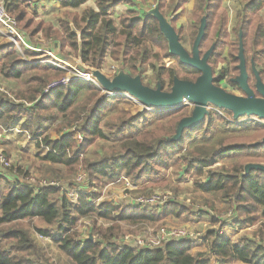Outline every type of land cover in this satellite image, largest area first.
<instances>
[{"label":"trees","instance_id":"1","mask_svg":"<svg viewBox=\"0 0 264 264\" xmlns=\"http://www.w3.org/2000/svg\"><path fill=\"white\" fill-rule=\"evenodd\" d=\"M87 1L61 0L64 11L57 28L35 20L34 12L30 13L29 5L22 0H5V6L22 31L52 37L59 48H67L90 68H101L110 57L119 62L120 72L137 80L149 68L155 76V87L167 91L173 78L195 81L201 74L170 53L168 39L154 12L139 15L130 9L117 19L112 18L111 12L117 6L133 7L135 0H93L95 7L78 12L76 9ZM185 1L155 0L161 16H166V10L175 13L170 22L180 41L182 27L174 25L181 14L176 10ZM192 1L189 37L193 41L203 25L198 48L201 55L209 53L213 84L218 86L219 81L227 78L228 83L242 91L233 81L239 75L241 45L248 85L259 96L250 80L254 69L259 74L264 72V17L260 15L264 0H240L237 23L231 30L234 38L228 30V13L221 0ZM168 58L176 62L167 65L164 60ZM219 63L227 64V68L222 67L215 74ZM64 74L54 67L27 64L13 46L0 44V80H25L24 86L12 93L13 98L0 90V125L9 128L18 117L24 116L20 129L36 140L38 148L46 149L42 160L50 164L51 174L64 179L82 165L91 186L98 185L102 178L117 180L123 176L132 183L155 187L165 183L163 171L176 159L187 173L193 172L192 185L203 206L215 210V204L222 203L225 205L222 210L231 212V219L219 218L218 229H208L196 238L172 239L155 247L116 245L110 240L113 233L120 231V222L134 226L157 224L169 215L181 218L196 214L173 199L161 207L96 203L97 194L91 191L78 192L77 201L72 203L66 191L26 181L27 173L10 166L0 169V186H5L0 190V264H55L45 257L29 229L21 224L33 218L54 226L53 231L34 228L53 240L69 264H264V171L245 170L247 163H264V123L231 122L217 112L208 111L200 123L184 127L177 137L178 125L188 115L186 105L134 114L129 109L114 107L122 99L119 95L106 97L94 84L80 79L71 80L66 87L45 91L52 79ZM217 121L236 126L242 132L219 138L211 145L199 143L186 148L198 134L206 135ZM45 122H55V138L45 133ZM77 133L83 135L80 143ZM98 140H116L117 144L97 157L80 158ZM231 156H238L237 161L228 166L218 165ZM197 212L209 211L199 208ZM88 216L94 217L92 227L96 226L99 239L76 240V222ZM97 219L107 220L111 225L102 228L95 224ZM211 220L215 223L217 218ZM226 226L232 231L248 228L251 237L242 235L233 239ZM3 240L12 247H4Z\"/></svg>","mask_w":264,"mask_h":264},{"label":"rangeland","instance_id":"2","mask_svg":"<svg viewBox=\"0 0 264 264\" xmlns=\"http://www.w3.org/2000/svg\"><path fill=\"white\" fill-rule=\"evenodd\" d=\"M22 1H24L25 3L29 5L28 11L30 13L34 12L35 20H42L44 22L52 24L54 28H57L58 19L62 16L64 8L61 7V10L58 14L55 12L57 15L56 14L54 15L56 16L51 17V15H46L44 17L43 15L42 16L37 15V12L31 8V5L29 3L31 0H22ZM141 3H143L144 6H149L150 12L154 8L157 7L155 0H141ZM152 5H156V6H152ZM224 5H225L224 8L227 10V13L229 15L228 27L229 29H231L236 23V13L241 7V2L240 0H224ZM89 6L95 7L93 0H88L86 3L78 7L76 10L78 12H81L83 8L89 7ZM71 10H75V9H71ZM136 12L139 13V11H136ZM181 14L179 15L181 16ZM165 15H166L165 18L168 21H171L172 18H174L175 13L168 12L166 10ZM260 15L264 17V8L261 9ZM49 17H51V21H49L50 20L48 19ZM54 17H55V20L52 22ZM112 18L117 19L116 17H112ZM182 19L183 20L181 22H178V24H176L177 20L175 21L176 25H183L184 27V30L182 31V35L183 37H185V39L183 42L181 41L180 44L185 50H188L191 52L192 43H190L189 39L186 40V36L190 33V29L192 25L191 12L189 13L188 9L186 11H183ZM176 25L174 26L177 27ZM16 26H17V23H16ZM18 31L21 33L23 38L27 40L31 49H27L23 51L20 45L18 44L21 50L19 52L16 46H14V44H10L12 42H10V40L6 36V32L1 27H0V44H9L13 46L16 54L27 64L36 65V66L37 65L39 66L49 65L48 67L57 68L58 70L63 71L65 73L64 75H68V76L74 75L76 73V70L82 67V69L93 70V71L100 73L105 78L109 79V81H112L113 78L118 76V74L120 73L119 62L113 60L110 57H107L105 59L101 68H90L86 65L81 64L78 57L75 56L73 53H70L67 48H63V49L61 47L59 48L58 45L55 44L58 41L57 40L55 41V39H53L52 37L46 38L42 35L41 32L30 34L25 31H22L20 28H18ZM54 57L60 59L61 62H56ZM164 61L166 62L167 65H169L170 63L176 62L175 59H171V58L165 59ZM45 62H48V64H46ZM263 65H264V57H263ZM222 67L227 68V64L219 63L215 70V74H217L218 73L217 71ZM255 71L256 72H253L254 77H252V79L250 80V83L253 84L256 81V76H258L257 78H259L261 82H263L264 84V72H262V74H259L257 70ZM175 78H178V77H175ZM55 79H58V78H55ZM24 81L25 80L23 78H19L18 80L1 79L0 80V90L7 93V95L10 98H13L14 95L12 93L18 89H21L24 86ZM140 82L142 83V85L147 86L148 88H152L153 90L156 89L155 76H154V73L149 68L146 72H144L143 78L140 80ZM218 86L224 89L225 91H227L228 93H231V94H234L240 97H243L245 95L243 91H240L238 88H235L230 83H228L227 78H224L221 81H219ZM111 90H114V89H111ZM161 91H167V90L164 89ZM123 92L126 93L127 95L126 96L119 95L122 99L119 102H117L114 107L119 108L118 110H120V108L124 110L129 109L134 114L135 113L141 114L143 112H147L146 108H144L143 105L141 104L139 105L136 102L137 99L135 100V98L132 96L131 93L124 91V90ZM128 102H130L131 104ZM25 104L28 105L27 103ZM184 105L188 107V115L190 116L192 114L194 104L190 102V104H184ZM207 110L217 112L221 114L222 117L228 119L231 122H235V121L255 122L257 121L259 124L264 123V120H261L256 116H245L242 119H239L240 118L239 117L238 118L239 120L233 119V115L230 111L229 112L231 114L229 113L226 114L225 111H223L225 109L218 108L211 103H207ZM149 111H154V110H149ZM114 113H116V111ZM114 115L116 114H113V116ZM45 125H46L45 133L50 134L52 137L55 138L57 136V133L54 131L55 122L53 123L45 122ZM0 130H5L4 134L7 137H10L13 139L17 138L18 140L26 139L25 132L21 131L22 134L18 133L17 127L14 128V130H12V128L10 127L3 129L0 125ZM62 130L65 131L64 128ZM6 131H9V132H6ZM240 132H242V130L240 129L238 130V127L236 126H227L217 121L215 125H213L210 128L209 132L206 135L198 134L196 136V139L193 142L189 143L186 148H189L190 146L192 145L194 146L195 144H199V143L211 145V144H214L215 141L219 138H223V137L233 135V134H239ZM244 132L246 133L248 131H243V133ZM28 141L31 142V140H28ZM28 144L30 143L28 142ZM116 144H117L116 140H98L90 146L86 155L85 153L81 154L80 158H82L83 156L90 157V158L97 157L98 155L102 153L109 152L112 147L116 146ZM2 145L3 146H1L0 148V158H2L5 161V163H8L9 166L18 167L19 169L22 170L21 171L22 173L24 172L27 173V176H25L26 181L28 180L30 182H33L36 185H43V186L53 185V186L59 187L61 190H64L65 187L69 186L72 189L71 192H75V194H77L76 196L70 197V201L72 203H75L77 201L78 192H89V191L96 192L97 194V197L95 198L96 203H99L101 201H108L113 205H126V204L131 205L132 203L134 204L133 202L134 199L138 197L139 195L158 194L160 196H165V199H173V201L176 200L182 203L183 205H185V207H188L189 209H191L193 213L196 214V216H188V217L182 216L181 218L169 215V216H166L164 219L160 220L157 224L150 223L147 225L134 226V225H127L123 222L122 223L120 222L119 224L120 231H116L115 233H113V235L111 236L112 238L110 240L116 245L117 244L118 245H123V244L129 245L130 244L133 246L139 245L138 244L139 240L141 241L142 245L143 244L147 245L148 243H152V241H156L157 239H159V237L161 236V231L166 230V229L183 230L186 233L190 234L189 237L196 238V237L201 236L208 229H218L220 225V221H221L219 220V218L224 219V220L231 219L229 218L231 212L227 213L225 210H222L221 207H225V205L224 204L222 205V203L215 204L214 208L218 210L216 209L210 210V208L203 206L202 204L203 201L201 199L200 194L195 193L194 187L192 185V182L194 179L193 172L187 173L182 163L180 161H177L176 159H172L170 166L166 170L163 171L164 178L162 181H164L165 183L162 186L154 187V186H150V185H147L146 183H141V182L132 183L130 182L129 178L123 177V176H121L117 180H107L106 178H102L99 181L98 185L91 186L89 185L88 181L87 182L84 181L83 184L76 183V178L78 174L80 173V170L83 169L82 165H78L75 168L74 172L70 176L65 177L64 179L58 178L55 175L51 174L50 171L48 170V167L50 164L42 160V156L44 155L42 153V150L44 152L46 150L44 147L38 148L35 145V147H32V149L35 151H37L38 149V152L30 153L26 150L23 151L22 149H20L18 145L16 148L10 146L9 144H6V142L5 143L3 142ZM237 159H238V156H231V157L222 159L218 165L223 164V165L228 166L234 163L235 161H237ZM249 164H256V163H247L246 165H249ZM258 164L264 165V163H258ZM0 165L4 166L5 164L1 163ZM51 167L57 168L60 166L52 165ZM23 180H25V178H23ZM125 180H128L131 183L130 187H127ZM52 182L58 183V186L51 184ZM3 189H5V186L2 184L0 186V190H3ZM204 196L209 199H213L212 196H210V194H204ZM163 205L164 203L158 204V206L160 207ZM142 206L152 207V206H147V205H142ZM199 208H201L202 210L209 211V212H202L198 214L197 211ZM161 211L162 209L160 210V212ZM211 217H216L217 221L213 223L211 220ZM93 223H94L93 216L83 217L77 220L76 226L74 227V231H76L77 233L76 240L83 239V238L98 240L99 239L98 234H97L98 232L94 229L96 226L94 228L92 227ZM21 224L24 228L29 229L30 235L31 237H33L34 242L41 248V250L44 252L45 257H47L49 261H52L55 264H69V261L67 260L65 255L58 249L57 245L53 242V240L47 236L40 235L39 232L34 228L35 226H37L40 228L53 231L54 226L48 225L42 222L41 220H39L38 218H33L31 220H23ZM95 224L101 225L102 228H107L111 225V222L107 220L97 219ZM225 228L228 233H231L233 239L239 238L242 235H247L251 237V232H250L251 230H249L248 228L237 229L235 231L230 230L227 226ZM263 232H264V228H263ZM1 244L4 245V247L6 248L12 247L10 246V243H5L4 240L1 241Z\"/></svg>","mask_w":264,"mask_h":264},{"label":"water","instance_id":"3","mask_svg":"<svg viewBox=\"0 0 264 264\" xmlns=\"http://www.w3.org/2000/svg\"><path fill=\"white\" fill-rule=\"evenodd\" d=\"M160 20V29L165 33L170 53L176 55L179 61L185 65L192 66L199 70L201 74L195 81L185 79H173L170 91H161L159 88L153 90L142 85L140 80L132 79L126 74L120 72L112 81L105 78L100 73L93 71L94 76L105 90H124L138 99V103L143 106L155 107L158 109H174L184 105L183 100L194 104L192 114L183 118L177 128V137L184 127H189L200 123L208 113L207 103H211L218 108L230 111L233 119L242 116H256L264 120V84L259 78H256V90L260 96H256L254 91L247 83V72L245 69V59L240 45L239 58V75L233 79L245 94L243 97L228 93L221 87L213 84V71L208 64V52L202 57L199 56L198 45L203 33V25L200 26L198 34L192 46V53H188L180 44L178 35L174 28L158 14L157 7L152 10ZM258 77V76H257ZM111 88V89H110ZM264 142V138L262 139ZM257 168L264 171L262 164H249L245 170Z\"/></svg>","mask_w":264,"mask_h":264},{"label":"built area","instance_id":"4","mask_svg":"<svg viewBox=\"0 0 264 264\" xmlns=\"http://www.w3.org/2000/svg\"><path fill=\"white\" fill-rule=\"evenodd\" d=\"M156 6V5H153ZM0 27L2 29H4V31L6 32V36L8 37V39L10 40V44H14V46H16V48L20 50L21 49L27 50V49H31V47L29 46V43L27 42V40H25L23 38V36L21 35V33L18 31V28L16 26V21L13 17H11L9 15V13L7 12L6 6H5V0H0ZM20 33V35H19ZM18 44L20 45V47L18 46ZM22 51V52H23ZM56 62H61L60 59L54 57ZM46 64H48V62H45ZM52 64V63H50ZM74 79H80L86 82H90L92 84H94L99 90L100 92L106 96V97H115L116 95H120V96H126L127 94L123 92V90H105L101 84L98 82V80L96 79V77L93 74V70H85V69H77L76 73L74 75L68 76V75H64L58 79H53L51 82H49L45 88V91H47L48 89L51 88H55V87H66L67 84ZM136 100V99H135ZM136 102L138 103V101L136 100ZM184 104H190L187 100H183ZM140 105V103H138ZM144 108H146L147 111L149 110H163V109H158L155 107H148V106H144ZM76 139L77 141L80 143L83 140V135L80 133L76 134ZM4 163V166L0 165V169H5L10 167L8 165V163H5V161L0 158V164ZM86 174L85 172L82 170H80V173L78 174L77 178H76V183H81L83 184L84 181H86L85 179ZM87 182V181H86ZM85 182V183H86ZM125 183L127 184V187L131 186V183L128 180H125ZM51 184L57 185L58 183L52 182ZM60 186V185H59ZM63 191H66L67 195L69 197H73L76 196L77 194H75V192H71V188L69 187H65V189ZM168 199H165V196H160L158 194H145V195H139L138 197H136L134 199V205L137 206H142V205H147V206H154V205H158L161 203H165ZM133 204V203H132ZM190 234L186 233L183 230H173V229H166V230H162L161 231V236L159 237V239H157L156 241H152V243H148L146 244H141V241H138L139 245H134V247H155L161 244V242L163 241H169L172 239H182V238H190L189 237ZM130 245V244H129ZM133 246V245H131Z\"/></svg>","mask_w":264,"mask_h":264},{"label":"crops","instance_id":"5","mask_svg":"<svg viewBox=\"0 0 264 264\" xmlns=\"http://www.w3.org/2000/svg\"><path fill=\"white\" fill-rule=\"evenodd\" d=\"M60 1L61 0H31L29 3H30V5H31V8L33 9V10H35L36 12H37V15H39V16H46V15H51V17L52 16H56L59 12H60V10H61V6H60ZM221 3H222V6L224 7L225 5H224V0H221ZM192 4H193V1L192 0H186L183 4H182V6L179 8V9H177L176 10V13H179V12H182V14H181V16H179L180 18L179 19H177V23L176 24H178V22H181L183 19V11H186L187 9L189 10V13L191 12V7H192ZM156 5H157V3H156ZM153 6V5H152ZM184 6V7H183ZM263 8H264V6H263ZM130 9H134L135 11H139V15L140 14H144V13H151L150 12V7L149 6H144V4L143 3H141V0L139 1H137V0H135V5L133 6V7H131V6H128V5H125V4H123V5H119V6H117L116 8H115V10H113L112 12H111V16L112 17H118L119 15H121L122 13H124L125 11H127V10H130ZM261 11V10H260ZM57 14H56V13ZM54 14H56V15H54ZM51 17H49L48 19H50L49 21H51ZM228 17H229V15H228ZM164 19L166 20V21H168L165 17H164ZM55 20V17H54V19L52 20V22ZM168 23L171 25V22L170 21H168ZM236 23H237V13H236ZM236 23H235V25H236ZM175 24V25H176ZM228 24H229V18H228ZM235 25L232 27V28H234L235 27ZM177 27H182V30H184V27H183V25H176ZM228 26V25H227ZM176 27V28H177ZM232 28L231 29H229V27H228V30L230 31V33H231V38H234V35H232L233 33L231 32V30H232ZM175 30V29H174ZM176 32V31H175ZM177 34V33H176ZM198 34V33H197ZM197 36V35H196ZM196 36H195V38H196ZM179 38V37H178ZM195 38H194V40H195ZM184 39H185V37H183V39L181 40L182 42L184 41ZM187 39H189L190 40V37H189V34L186 36V40ZM194 40L193 41H191L190 40V43H192L191 45L193 46V43H194ZM180 40H179V42H181ZM198 47H199V45H198ZM198 50H199V48H198ZM188 53H192V49H191V52L190 51H188V50H186ZM224 53L226 54V49H225V51H224ZM47 66H49V65H47ZM23 116H20V117H18L16 120H15V122L10 126V128H12V130H14V128H18V133H21V131L23 132L24 130H22V129H20L19 127H20V125L23 123V121H24V117L22 118ZM11 130V131H12ZM5 130H0V148H1V146H3L2 144H3V142L5 143L6 142V144H9L10 146H12V147H14V148H16L17 147V145L20 147V149H22L23 151H28V152H30V153H37L38 152V149H37V151H35V150H33L32 149V147H35V145H36V140L35 139H33V138H31L30 136H29V134L27 133V132H25V136H26V139L25 140H18L17 138H15V139H13V138H10V137H7L4 133ZM2 132V133H1ZM6 132H9V131H6ZM22 134V133H21ZM24 136V137H25ZM9 138V139H8ZM54 138V137H53ZM7 139H8V141H7ZM28 140H31V142L30 141H28ZM28 142L30 143V144H28ZM22 144H24V145H22ZM37 147V146H36ZM46 151V150H45ZM42 153L44 154L45 152L42 150Z\"/></svg>","mask_w":264,"mask_h":264},{"label":"flooded vegetation","instance_id":"6","mask_svg":"<svg viewBox=\"0 0 264 264\" xmlns=\"http://www.w3.org/2000/svg\"><path fill=\"white\" fill-rule=\"evenodd\" d=\"M199 56L200 57H202L203 55H201L200 53H199ZM253 72H256L255 70H253ZM256 78H257V76H256ZM248 79V78H247ZM256 81L252 84L253 85V87H254V89L256 90ZM251 88V87H250ZM256 92H257V90H256ZM258 93V92H257ZM259 94V93H258ZM259 96H260V94H259ZM163 110H165V109H163Z\"/></svg>","mask_w":264,"mask_h":264},{"label":"bare ground","instance_id":"7","mask_svg":"<svg viewBox=\"0 0 264 264\" xmlns=\"http://www.w3.org/2000/svg\"><path fill=\"white\" fill-rule=\"evenodd\" d=\"M134 97V96H133ZM135 98V97H134ZM135 99H137V98H135ZM138 100V99H137Z\"/></svg>","mask_w":264,"mask_h":264}]
</instances>
